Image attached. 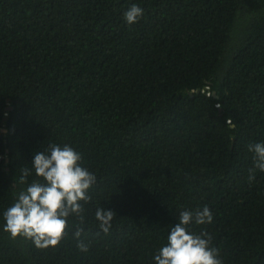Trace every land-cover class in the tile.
<instances>
[{
	"label": "trees",
	"instance_id": "trees-1",
	"mask_svg": "<svg viewBox=\"0 0 264 264\" xmlns=\"http://www.w3.org/2000/svg\"><path fill=\"white\" fill-rule=\"evenodd\" d=\"M260 141L264 0H0V213L50 143L97 178L54 247L0 219V264H154L179 212L205 205L213 223L192 230L222 264H264V172L248 178ZM98 207L116 213L108 233Z\"/></svg>",
	"mask_w": 264,
	"mask_h": 264
},
{
	"label": "clouds",
	"instance_id": "clouds-1",
	"mask_svg": "<svg viewBox=\"0 0 264 264\" xmlns=\"http://www.w3.org/2000/svg\"><path fill=\"white\" fill-rule=\"evenodd\" d=\"M142 16L143 9L135 3L123 13L128 25L137 23ZM248 150L253 154L248 177L251 181L256 170L264 172V141L250 144ZM81 162L82 154L68 144L50 143L44 150L35 151L30 166L21 172L26 188L0 213L3 230L13 238L31 239L37 248L43 249L61 242L70 217L83 224L84 204L90 202L89 192L97 178ZM30 176L35 179L27 182ZM114 214L104 207L95 210L94 218L102 232H109ZM176 219L175 225L168 228L166 242L153 255L154 264H222L218 250L211 246V236L203 230L199 234L192 230L193 226L213 223L208 206L182 210ZM81 232L78 228L75 237L79 238ZM77 246L83 252L88 250L83 242Z\"/></svg>",
	"mask_w": 264,
	"mask_h": 264
},
{
	"label": "built area",
	"instance_id": "built-area-1",
	"mask_svg": "<svg viewBox=\"0 0 264 264\" xmlns=\"http://www.w3.org/2000/svg\"><path fill=\"white\" fill-rule=\"evenodd\" d=\"M205 89H206V95H210V94H212V93L210 92V90H209L208 85L205 86ZM205 89H203V90H205Z\"/></svg>",
	"mask_w": 264,
	"mask_h": 264
},
{
	"label": "water",
	"instance_id": "water-1",
	"mask_svg": "<svg viewBox=\"0 0 264 264\" xmlns=\"http://www.w3.org/2000/svg\"><path fill=\"white\" fill-rule=\"evenodd\" d=\"M212 96H213V97H216V96H217L216 93H215L214 91L212 92ZM7 109H10V107H7Z\"/></svg>",
	"mask_w": 264,
	"mask_h": 264
}]
</instances>
